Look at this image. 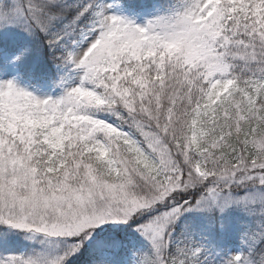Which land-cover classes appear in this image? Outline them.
Returning a JSON list of instances; mask_svg holds the SVG:
<instances>
[{
  "label": "snow or ice",
  "instance_id": "obj_1",
  "mask_svg": "<svg viewBox=\"0 0 264 264\" xmlns=\"http://www.w3.org/2000/svg\"><path fill=\"white\" fill-rule=\"evenodd\" d=\"M112 7L0 0L61 90L0 82V264H264V0Z\"/></svg>",
  "mask_w": 264,
  "mask_h": 264
},
{
  "label": "rangeland",
  "instance_id": "obj_2",
  "mask_svg": "<svg viewBox=\"0 0 264 264\" xmlns=\"http://www.w3.org/2000/svg\"><path fill=\"white\" fill-rule=\"evenodd\" d=\"M138 0H105V3L112 4V9L110 14L126 16L129 19L135 20L137 23H143L144 20L148 17L149 12L147 9H142L136 7ZM0 34L6 38L16 39L18 37H26L24 34L20 33L15 29H3L0 30ZM17 53H6L1 51L0 48V82L13 80L18 87L25 89L26 91L36 95L38 98H57L61 94V90L55 87L53 82H43V81H30L24 78H21L17 64L18 61H15ZM14 62V63H13ZM56 79V78H55ZM121 234L132 236L130 229L124 227L120 229ZM231 243L233 246L237 244L235 238L232 239ZM139 247V242L137 244H130L126 249L127 254L125 257L126 264H132L133 259V248Z\"/></svg>",
  "mask_w": 264,
  "mask_h": 264
},
{
  "label": "trees",
  "instance_id": "obj_3",
  "mask_svg": "<svg viewBox=\"0 0 264 264\" xmlns=\"http://www.w3.org/2000/svg\"><path fill=\"white\" fill-rule=\"evenodd\" d=\"M0 48L1 51L6 53H17L18 56L21 54L23 49H30V51L25 54L17 64L21 78L30 81L46 82H53L55 80V69L48 59L49 53L46 49L42 50L35 41L21 36L10 40L0 34ZM126 254L127 251L125 249L124 256H126Z\"/></svg>",
  "mask_w": 264,
  "mask_h": 264
}]
</instances>
